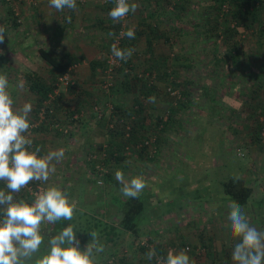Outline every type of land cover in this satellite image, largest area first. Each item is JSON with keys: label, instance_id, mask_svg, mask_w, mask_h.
<instances>
[{"label": "rangeland", "instance_id": "374dc122", "mask_svg": "<svg viewBox=\"0 0 264 264\" xmlns=\"http://www.w3.org/2000/svg\"><path fill=\"white\" fill-rule=\"evenodd\" d=\"M28 2L30 0H5L4 2L0 0V25L5 28V40L0 46L5 56L9 54V44L16 42L15 31H19L18 28L24 26L21 12L28 8ZM147 2L149 1L130 0L129 5L136 3L138 5L137 10L134 13L129 12L124 21L111 19L110 29L112 33L118 30L114 28L117 25L118 28L123 26L124 32L129 28L134 29V39L124 37L122 40V42L124 41L123 45H125L124 49H132L133 55L126 62L117 59V65L111 69V72L108 71L106 64L102 69V64L106 63H103L104 59L106 61L107 56L111 53L114 40L111 37L113 39H111V45L99 55V66L96 70L99 75L96 76V84L91 85L92 88L95 86L97 98L85 100L84 104L80 106L83 107L80 114L82 113L84 121L91 113L95 116L93 119L100 121L102 118H97L93 108L100 109L102 117L106 118L105 124L108 134L112 133H109V130L112 129L109 125L113 126V131L116 133L114 136L110 134L112 145L102 147L99 149L100 151L98 148L80 151L81 156H76L80 153L78 152L80 148H67V150L65 149V158L76 156V160L72 162L66 159L61 160L60 171L54 172L47 182L32 181L30 183L38 184L45 190L55 186V184V187L60 189V182L62 181L69 202H74L75 208L80 209L77 212L83 213L90 219L87 223L104 220L118 225L121 216L118 202L124 201L126 197L121 193L123 184L116 179L115 174L120 171L124 178L128 177L125 180L130 181L138 174L135 168L144 167V175L139 177L144 179L146 187L151 186L148 188L149 196H144L148 208L145 213L147 222L141 223L142 226L139 228L138 235L117 230L115 234H112L113 236L109 234L112 237L110 238L111 241L108 240L109 235H107V239L104 238V234H102L104 230L100 232L103 227L94 231L98 234V244L103 246L102 252L93 251L94 264H156V258L163 256L164 259L168 252L172 251L174 247H171L170 243L171 245L176 244L175 247L178 250L172 252L178 254L182 251V248L179 249L178 246L189 241L188 237H191L192 241L187 242L190 250L186 251L185 254L192 259L191 262L210 264L209 261H211L213 264L212 259H214V264H220L222 258L214 257V254L217 253V247L214 245L215 250L212 243L208 245V239L216 236L217 232L220 233V221L222 236L226 240L230 237L228 234L227 238L225 233L230 231L228 215L231 211V202H222L223 211L219 212L220 219H218L217 212L212 210L199 211V207H206L202 203L197 204L199 200L198 202L194 201L195 196H192L187 206L190 211L177 213V215L182 216L181 218L187 222L186 225L188 226L184 225V227L180 223L179 228L174 224L175 215L173 213L168 214V211L165 210L167 204L169 205L166 200L172 195V197H179L180 194H193L195 191L197 193L210 192V196L207 198L216 200L219 197V200H222L225 196H223L221 185L229 179H242L252 189L250 203L245 204L246 207L245 205L241 206L242 211L251 226L264 231L261 224L264 221V134L260 136V140L253 137L256 133L255 124L257 121L259 123L264 121V114L253 112L247 106L243 107L244 104L239 106L236 114L230 113L231 100L236 105L237 102L245 103L244 101H248L250 97H254L256 101L264 98V37H257V33L254 34L252 31L253 29L246 32L239 29L240 34L236 40L241 56L238 64L242 68H246L244 69L246 70L245 74L242 70L245 79L240 81L241 77L229 74L225 64L222 63L223 61L220 64L217 63L219 64L217 68L212 67V60L214 59L212 53H215L216 47H218L219 52L215 57V62H219L222 57L225 58L226 50L221 41L213 40L211 42L203 36L204 20L209 16L207 12L213 13L210 8L211 0L178 1L186 6L184 12L176 9L177 0H153L150 1V4L157 2L154 11L158 13L157 17L153 18L147 16L148 12L153 10V7L146 8ZM106 5H109L111 10V3L108 2ZM110 10L107 12L109 13ZM196 23H199L197 28L193 26ZM150 24H155L161 34L152 40L153 62L148 61L150 55L146 49L144 38L146 25ZM137 31L141 32L140 35L136 33ZM177 59L179 64L176 68L179 72L178 81L191 83L189 88H191L190 95L194 104L181 107L180 112L174 114L171 112L169 116L171 105L179 106L178 100H182L179 98L180 89L170 90L169 86L162 83L160 79H156L155 75L150 76L146 70L151 65H154L152 71L157 70L155 74L160 69L165 68V65L174 69L172 66ZM39 67L37 70L47 74V79H50L49 73ZM137 79H143L142 81L148 84L156 83L160 89L149 96L155 97V103L149 102V97L142 98V105L147 111L143 113L145 120L142 129L136 127L139 133L138 137L135 135L137 145L133 147L132 144L127 143V146L123 148L122 145L132 131L129 128L130 125L132 127L136 123V115L127 118L118 112H114L137 109V104L134 103L135 95L139 89L147 86ZM227 81L228 84L232 83V85L226 93L228 96L224 98L226 100L224 102L221 100V93L225 90L223 85H226ZM110 82L113 84L108 87ZM73 85L67 86L57 80L53 98L51 96L44 103L48 111L46 112V107L42 108L45 123L48 121L50 113L56 112L55 109H60L61 105L64 110L77 111L78 104L74 100L67 99L65 103L62 100L58 101L60 91L73 94L79 89L81 93L84 87H88ZM202 92L207 93V95L204 96ZM157 115L163 116L161 124L157 123ZM52 123L49 126L50 129H61V125L56 128V122ZM92 123L95 124V122ZM63 130L67 132L63 134L68 136L69 130ZM146 141L148 148L142 156H139L141 144L145 145ZM117 148H119L118 151ZM56 150L60 151V148L53 149V151ZM103 150L105 151L104 161L107 162L103 161V164L100 165L102 166V173L107 172L111 176L108 181H101L99 179L101 171H96V165L93 168V165L89 164L95 160L92 157L101 155ZM115 150L119 152L121 160L110 159L111 153L116 156ZM65 152L63 151V153ZM168 156L172 158L168 159ZM56 169L58 167H55ZM169 173H172L171 177L173 178L165 177ZM61 174H63L62 177H60ZM54 175L60 177L58 183L55 182ZM157 185L160 186L164 196L158 197L154 192ZM21 190L23 191V189ZM153 197H155V203ZM157 199L162 202L161 204L158 202L160 205L157 203ZM154 204H157V212H155L156 209H152ZM159 206H161V210ZM177 206L183 208L181 204L176 203L169 206L168 209L171 211ZM0 210L3 215L1 206ZM75 211L73 216L78 218L79 214ZM158 211L161 213L159 219L161 225L158 222ZM155 217H157L156 221L153 220ZM209 217L214 220L212 226H210V222L206 221ZM172 220L173 223H171ZM174 225L177 226V229H174ZM45 227L46 224H42L41 231ZM79 241L81 250H84L88 243H92L90 238L79 239ZM219 245H217L218 248ZM156 246L162 249L161 256L155 250ZM152 249L155 250V256L149 260L147 253ZM228 249L232 250L229 247ZM230 254L231 258L232 253L230 252ZM226 264H235V262L229 259Z\"/></svg>", "mask_w": 264, "mask_h": 264}, {"label": "crops", "instance_id": "0c3cea01", "mask_svg": "<svg viewBox=\"0 0 264 264\" xmlns=\"http://www.w3.org/2000/svg\"><path fill=\"white\" fill-rule=\"evenodd\" d=\"M149 1L147 2L146 8L153 7L152 11H149L147 16L148 17H157V13L154 11L155 9V3L150 4V1L153 0H144ZM108 0H86V1H78L76 0V9L70 10L65 8L63 11H57L54 8H51L49 6V0H30L27 5V9H24L21 12L23 25L21 28L19 27V31H15L16 39L14 43L9 44V54L4 55L3 51H1L0 46V75L6 76L8 80V88L7 91L10 94V98L13 100V108L16 110H19L22 108V106L25 103H30L32 105V111L29 114V121L31 124V127L27 133H25L26 137L32 140L31 146L28 147V151L34 152L36 148H39L40 151L37 153L38 157H44L48 155L49 152H56L53 151V149L60 148V150H63L65 152V149L67 148L72 149L74 147L80 148L78 152L83 150H92L93 148H105L108 146H111V139L110 134H108V131L106 130V124L104 118L103 120L96 121L94 114L89 115L88 118L79 120H75L74 117L77 114H80L82 112L81 105L84 104L85 100L89 101L90 99H96V89L91 87L92 84H96V80L99 74L97 73V68L99 66V55L102 54V52L111 45V37L108 33L111 32V18L108 15V10H110ZM88 5V6H87ZM146 16V15H145ZM67 17H71V22L69 23L67 21ZM151 25V24H150ZM155 26L156 25H152ZM112 33V32H111ZM138 35H140L141 32H136ZM110 37V38H109ZM146 43V42H145ZM147 48V46H146ZM39 50H44L48 52L49 54H52L56 57H60L63 59H66V61L69 62V70L70 73L67 74L71 79L72 84L84 85L88 86L87 88H83L81 93L79 92V89L75 91L73 94H70L68 92L64 93V91H60L58 101L66 102L67 99H72L78 104L77 111H70V110H64L62 108L55 109L56 112L50 113L48 116L49 119L45 123V117L44 112L42 110V106L39 108L38 104V95L35 93H32L29 90V81L25 79V75L27 73H35L39 75L44 81H48V75L40 72L37 70L38 66L39 68H42L46 73L48 72V66L45 64V62L40 58L39 56ZM105 61V59H104ZM103 61V63H104ZM106 62V61H105ZM102 64V69H103ZM76 86V85H75ZM73 92V91H72ZM43 105V104H42ZM80 116V115H79ZM91 116V117H90ZM93 120V121H92ZM52 122H56L55 126L61 125V129H68L69 135L66 136L63 134V130H53L50 129L49 126ZM92 122H95L93 124ZM53 124V123H52ZM66 132V130H64ZM104 135L102 138L101 136ZM100 151V150H99ZM98 151V152H99ZM105 154L102 152L99 156L92 157L95 159L92 161V163H89L91 166H99L100 164H103V161L105 160V157L103 158L102 155ZM82 153L80 152L76 156H81ZM76 156L69 157L68 159L66 157V152L63 155V158L60 160H53L51 161V166L58 167V169L55 170L56 173H58L61 169V160H68L69 162H72L76 160ZM92 156V155H91ZM98 158V159H96ZM172 158L171 156H168V159ZM96 160H98V163H96ZM97 171V167H95ZM143 171H141V174H137L138 176L144 175V167L140 168ZM139 169V170H140ZM93 171V170H92ZM99 171V170H98ZM155 174V170L153 171ZM105 173H102V171L99 173V179L101 181H106L105 179ZM138 173V172H137ZM206 173V172H205ZM204 173V174H205ZM53 174V173H52ZM52 174H50V177H52ZM126 174V173H124ZM207 174V173H206ZM205 174V175H206ZM136 175V177H137ZM172 173H169L166 175V178H173L171 177ZM63 174L60 175L62 177ZM56 177V178H55ZM59 176L54 175L55 182L58 183ZM126 179L128 177H125ZM44 182V181H43ZM166 182V181H164ZM169 182V181H167ZM56 186V184H55ZM60 190L65 192L66 190L63 189L64 182H60ZM150 187H145L143 191L140 193V195L143 196H149L148 191ZM216 190V189H215ZM0 191H4L6 194H9V191L6 187V181H0ZM154 191V190H152ZM158 197L164 196L163 193L160 190V186H156L154 191ZM14 197V202H26L29 204L27 197V193L20 190L18 193H11ZM155 196V195H154ZM173 196V195H172ZM168 197L166 201H168L169 205L167 204V210L168 214L173 213L175 215L174 224L177 225L180 228L181 225L184 226L187 224V222H184V220L181 218L182 216L177 213L180 211L182 212H189L190 208H187L188 202L192 199V196H195L194 201L199 200L197 204L202 203L203 206L206 208L199 207V211L204 210L213 212H217L218 219H220V213L223 211V201H229L225 197H223L222 200H219V197L216 200H210L207 198V196H210V192L203 193L196 191L193 194H186L182 195L180 194L179 197ZM220 196V195H219ZM224 196V195H223ZM251 197V196H250ZM155 197H153L154 200ZM250 199L246 203H250ZM211 201V202H210ZM221 201V203H220ZM162 203L160 199H157V203ZM146 202L144 201V204ZM155 203V200H154ZM158 203V204H159ZM179 203L183 206V208H180L179 206L175 207L171 211L168 209L169 206L172 204ZM159 204V205H160ZM205 204V205H204ZM191 205V204H190ZM245 205V207H246ZM2 210H3V206ZM6 207V206H4ZM161 210V206H159ZM192 208V206H191ZM152 209H156L155 212H157V204H154ZM75 212L80 211V209L75 208ZM83 210V209H81ZM145 210L148 211L147 205L145 204ZM193 210V209H192ZM1 212V210H0ZM157 216L159 225H161L160 217L161 213L158 211ZM215 216V217H216ZM75 217V215H74ZM214 217V218H215ZM170 219H172L170 217ZM213 219V218H212ZM211 217H209L206 221L208 223L210 222V226L213 223L214 220H212ZM153 220H157V217L153 218ZM173 220L171 223H173ZM101 225H103L104 231L102 234H104V238L107 239L106 231L107 228L111 229L112 227L119 229L118 225L113 224L109 221H97ZM264 227V221L261 223ZM174 225V229H177V226ZM188 225H186L187 227ZM216 226H218L216 224ZM185 227V226H184ZM221 221H220V233L217 232L216 236L214 235L210 239H208V245L209 243H212V245L215 247V250L217 253L214 254V257L222 258L220 260V264H226L227 260L232 259L230 258L231 254L234 249L235 243L238 242V240L231 238L230 231L228 230L226 234V237L228 238V234L230 237L226 240L222 234L221 231ZM216 231V230H215ZM128 233V232H127ZM113 236V235H112ZM220 236V239H219ZM112 238L110 235L108 236V240ZM224 238V239H223ZM191 237H188L189 241L191 240ZM224 240V241H223ZM111 241V240H110ZM187 241V242H189ZM174 242V241H173ZM185 242V243H187ZM175 243V242H174ZM189 244V243H187ZM220 244V245H219ZM219 245V248L218 246ZM171 247H174L172 249L173 252L176 249V244L171 245ZM171 247H168L169 249ZM228 247L232 250H229ZM183 251V249H181ZM219 251V252H218ZM176 254V253H175ZM217 254V255H216ZM224 254V255H220ZM224 257V258H223ZM212 263L214 264V259H212ZM192 259L190 258V262ZM211 264V261H209Z\"/></svg>", "mask_w": 264, "mask_h": 264}, {"label": "clouds", "instance_id": "9594fccd", "mask_svg": "<svg viewBox=\"0 0 264 264\" xmlns=\"http://www.w3.org/2000/svg\"><path fill=\"white\" fill-rule=\"evenodd\" d=\"M49 6L57 11L65 8L76 9V0H49ZM138 5L128 0H115V7L108 15L114 21L123 20L129 12H135ZM71 22V17L66 18ZM109 36L114 35L108 33ZM129 39L135 38V31L129 28L121 33ZM5 40V28L0 25V44ZM113 57L118 60L131 58L132 49H119L115 44L111 47ZM8 80L0 75V181H6L9 194L0 191V206L3 209V219L0 220V264H26L33 255L40 250L44 242L45 234H42L41 225H55L64 220L73 218L75 203H70L65 192L58 187L51 186L43 191L34 193V202L30 205L26 202H14L11 193H18L32 181L47 182L50 174L55 172L51 161L63 158V150L49 152L44 157H38L40 151H28L32 140L27 138L31 127L29 114L32 105L25 103L22 108H13V100L7 91ZM149 102L155 103V97H149ZM116 179L123 184L121 193L126 198H138L146 187L142 177L132 178L126 181L122 172H116ZM231 238L238 240L234 245L232 260L235 264H264V231L250 225L242 208L235 201L230 203ZM92 243L87 244L84 250L80 249V241L71 224L63 227L55 235L51 230L47 232L49 251L35 261V264H94L93 251L102 252L103 246L98 244V234L90 233ZM187 250L174 254L169 251L166 258L158 260L157 264H194L186 255ZM155 256V250L147 253L151 260Z\"/></svg>", "mask_w": 264, "mask_h": 264}, {"label": "trees", "instance_id": "16d2710c", "mask_svg": "<svg viewBox=\"0 0 264 264\" xmlns=\"http://www.w3.org/2000/svg\"><path fill=\"white\" fill-rule=\"evenodd\" d=\"M2 1L4 2L5 0H2ZM178 1L183 2V0H177V3L175 4L176 9L179 10L180 12L186 11V8H185L186 6L183 5L182 2H178ZM111 6L112 8H114L113 5ZM210 8L213 10V13L210 11L207 12L209 16L204 20L203 28L205 30H203V36L204 38L211 40V42L213 40L221 41L224 44L225 50H226V52L224 53L225 58L223 59L222 57L219 59V62L218 61L215 62V57L217 56V53L219 52L218 47H216V49L214 50L215 53H212L214 55V59L212 60L213 61L212 67L217 68L218 65L223 61L222 63L225 64V67L229 71V74L230 75L234 74V76L236 77L237 76L241 77L240 81H242L245 79L243 78V71L245 74L246 70L244 69L246 68L245 67L242 68L241 65L239 66L238 64L240 61L241 53L239 52L237 48L238 41L236 40V38L240 34L239 29H243V32L253 29L252 31L254 34L257 33V37L259 38L264 37V0H211ZM197 25H199V23H196V25L194 24L193 26H196L197 28ZM15 26H18V25L15 24ZM114 28H116V30L119 29L118 25L117 27L115 26ZM115 32H113L114 35H112V38H114ZM160 35L161 34L158 31L157 27L152 26V25H146V31L144 32V38H145V42L147 46L146 49L150 55L148 58L149 62H153L152 40L159 37ZM123 42H122V45H120L119 47V49L121 50H124L125 48V45H123L124 44ZM39 56L48 66V69H49L48 73L50 75V79L48 81H44L39 75L35 73H27L25 75V79L29 81V90L32 93L37 94L39 97L38 104H37L39 108L41 106L42 108L43 107L45 108L46 106L44 103L47 101L48 96L55 91L56 89L55 85L57 84V80L70 73V70H69L70 64L68 61H66V59L56 57L52 54H49L48 52L44 50H39ZM177 62H178V59L174 62L172 66L174 69H171L170 67L165 65V68L160 69V71L157 72V74H155V71L157 70L152 71L154 65L153 66L151 65L146 70L150 76L155 75L156 79H160L162 83H165V85L169 86L171 88L170 90L174 91V90L180 89L179 98L182 100H178L179 106L171 105V109H169L170 112L168 111L169 116L171 112L172 114L180 112L181 107H186L187 105L194 104L191 99L192 97L190 95L191 88H189V86L191 85V83L190 82L181 83L178 81L179 72H177L176 68L179 66V64ZM105 64L106 63L103 64L104 65L103 67H105ZM124 74L127 75L126 73ZM142 80L143 79L141 80L137 79V81L139 82H144ZM144 83L147 84V86L145 85L144 87L139 89L138 93H136L135 95L134 103L137 104L136 110L127 109L126 111L124 110V111L114 112V113L118 112L121 116L123 115L127 118L131 117L134 114L136 115V121H135L136 123H134L132 127L130 125L129 128L132 131L129 133L128 137L126 138V142L122 145L123 148L124 146H127V143L132 144L133 147L137 145L135 138L139 136V133L137 132L136 127L138 129L140 128L142 129L143 122L145 120L143 113L144 111L145 112L147 111L142 105V101H141L142 98L149 97L155 92L159 91L160 89V87H158L156 83H149V84L146 82ZM226 85L228 86L226 87ZM226 85H223L225 90H223L221 93V100L224 102L226 101L224 100V98L228 96V94L226 93H228V90H230L232 83L228 84V81H227ZM204 91L206 92V90ZM205 92H202L204 96L207 95V93ZM263 96H264V91H263ZM55 101H54V104H55ZM236 101L238 100L236 99ZM244 102L245 103L237 102V104L235 105L233 104V101L231 100L230 113L236 114L239 106L244 104L243 107L247 106L250 110H252L255 113L258 112L261 115L264 114V98L263 97L259 101H256L254 97H250L248 101H244ZM45 110L47 112L48 108L46 107ZM169 116H168V119H169ZM162 117L163 116L161 115L156 116L158 124H161ZM103 119L104 117L101 120ZM263 122L259 123L257 121V123L255 124L256 133L255 135H253V137L256 138V140H260V136L264 134V123ZM59 130H63V129H59ZM62 132L64 133V130ZM109 133L112 134L111 136H114V134H116L114 133L113 128L109 130ZM122 135L124 136V133ZM135 135H137V137ZM147 148H148L147 145L141 144V148L139 149L140 150L139 156H142L143 153L147 150ZM118 150L119 148H117V151ZM103 152L105 151L103 150ZM115 154L116 156L114 155V153H111V155L109 156L110 159L113 158L115 160H121V157L119 156V152H116ZM104 162H107V161H104ZM135 171L138 172V174H141L142 173L141 171L143 170L142 169L139 170L138 167H136ZM110 178L111 176L106 173L105 174L106 181H108ZM221 186H222L223 195L225 196V198L229 199L231 202L235 201L240 206L245 205L248 202L252 194L251 187L247 185L242 179H229L225 181ZM26 195L29 198L28 200L29 204H31L32 202L31 195L29 194H26ZM118 209L121 214L119 224H118L119 229L115 227L114 228L112 227L111 229L107 228L106 235L115 234L117 230H122L132 235H138L139 228L140 226H142L141 223L143 221L147 222V218H145L146 210H145V204L143 201V196L139 195V197L135 199L126 198L124 201L118 202ZM77 213L79 214V217L77 218L76 216L75 217L73 216L71 221L61 220V221L56 222L54 226L46 224V227L42 231V234H45L44 242L40 246V250L33 255L31 260L26 261V264H35L36 260L41 258L43 255L47 254V252L49 251L47 232L49 230H51L52 235H55V234H58L62 230L63 227H67L68 224H71L73 226L74 231L76 232L77 239L85 240V238L91 239V236H90L91 232H94L97 229H100L103 227V225H101L98 222L91 221L90 223H87L88 221H90V219L83 213H80V212H77ZM3 218L4 217L0 212V220H2ZM104 229L105 228L100 229V232ZM178 248L179 249L188 248L190 250V247L187 243L180 244ZM155 250L158 252V254H160V256L162 255L163 253L162 249L156 246ZM154 260L152 261L155 262Z\"/></svg>", "mask_w": 264, "mask_h": 264}, {"label": "built area", "instance_id": "2783aa9c", "mask_svg": "<svg viewBox=\"0 0 264 264\" xmlns=\"http://www.w3.org/2000/svg\"><path fill=\"white\" fill-rule=\"evenodd\" d=\"M6 1H9V0H6ZM78 1L82 2V1H86V0H78ZM129 1H130V0H128V3H129ZM108 2H110L111 5H113V7H115V0H108ZM127 17H128V15L123 19V21L126 20ZM122 32H124V28H123V26H121V27L116 31V34H115V36H114L113 44H115L118 48H119V46L121 45V42H122V40H123V38H124V36L121 35ZM113 44H112V45H113ZM110 52H111V51H110ZM116 65H117V59H116L115 57H113L112 53H110V54L107 56V59H106V66H107L108 69H109L108 71L111 72V69L114 68ZM58 81H59L61 84H65V85H67V86L70 85V84H72L71 79H69V77L66 76V75L63 76V77H61L60 79H58ZM112 84H113L112 82L108 83V87H111ZM54 92H55V91H54ZM54 92L48 96V99L51 98V96H52V98H53V94H54ZM43 109H44V108H43ZM93 110H94V113L96 114V116H97L98 119L103 118L100 109H98L97 107H94ZM79 115H80V116H79ZM82 117H83V115H82V113H81V114H77V115L74 117V119H75V120H79V119L81 120ZM55 127L57 128V126H55ZM109 127H110V128H113L112 125H109ZM64 133H67V132L64 131ZM144 144H145V145H148V142L146 141ZM102 157L104 158V157H105V154H103ZM96 167H97V170H99V171L102 170V166H101V165L96 166ZM22 189H23V191H24L25 193L31 195V197H32V202H31V204L34 202V199H35V197H34V193H38V192H40V191H43V188H42L40 185H38V184H31V183H29L25 188H22ZM31 204H30V205H31ZM183 250H184V251H185V250L188 251L189 249H188V248H184ZM162 259H163V257H158V258H156V264H157V261H158V260H162Z\"/></svg>", "mask_w": 264, "mask_h": 264}]
</instances>
